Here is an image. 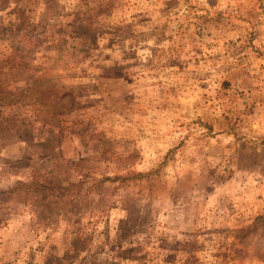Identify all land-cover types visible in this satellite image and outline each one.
<instances>
[{"label": "rangeland", "instance_id": "1", "mask_svg": "<svg viewBox=\"0 0 264 264\" xmlns=\"http://www.w3.org/2000/svg\"><path fill=\"white\" fill-rule=\"evenodd\" d=\"M264 0H0V264H264Z\"/></svg>", "mask_w": 264, "mask_h": 264}, {"label": "built area", "instance_id": "2", "mask_svg": "<svg viewBox=\"0 0 264 264\" xmlns=\"http://www.w3.org/2000/svg\"><path fill=\"white\" fill-rule=\"evenodd\" d=\"M264 5V4H263Z\"/></svg>", "mask_w": 264, "mask_h": 264}]
</instances>
